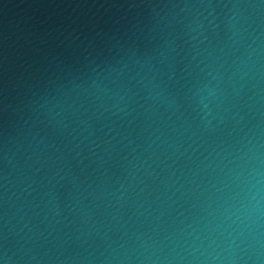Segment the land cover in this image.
Returning <instances> with one entry per match:
<instances>
[{
  "label": "water",
  "instance_id": "obj_1",
  "mask_svg": "<svg viewBox=\"0 0 264 264\" xmlns=\"http://www.w3.org/2000/svg\"><path fill=\"white\" fill-rule=\"evenodd\" d=\"M0 264H264V0H0Z\"/></svg>",
  "mask_w": 264,
  "mask_h": 264
}]
</instances>
